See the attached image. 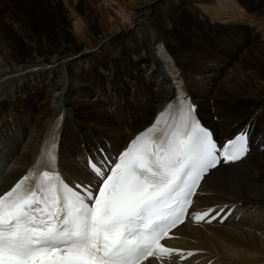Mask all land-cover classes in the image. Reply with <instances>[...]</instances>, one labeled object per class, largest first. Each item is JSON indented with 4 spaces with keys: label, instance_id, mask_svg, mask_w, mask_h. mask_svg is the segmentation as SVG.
I'll return each mask as SVG.
<instances>
[{
    "label": "bare ground",
    "instance_id": "obj_1",
    "mask_svg": "<svg viewBox=\"0 0 264 264\" xmlns=\"http://www.w3.org/2000/svg\"><path fill=\"white\" fill-rule=\"evenodd\" d=\"M77 1H66L68 9H64L67 13L65 15L61 11V7H64L61 0H0V158L6 163L5 167L11 168L6 175L4 172L1 175L6 187L26 172L35 161L59 111L63 110L66 114L60 137L61 166L68 173L76 175L80 172L77 164H82L80 157L85 146L110 138V149L119 151L128 139L152 120L173 91V83L165 67L157 60L153 64H160L163 74L159 72L150 77L152 72L149 70L148 73L141 74L143 79L134 75L137 83L136 92L132 96L128 91L127 81L126 86L116 87L120 95L117 102L103 97L101 94L106 95L108 89L102 87L100 101H105L104 113L100 114L98 108L95 114L90 115L89 104L85 103L84 98L81 104H77V101L75 103L73 99L78 100L76 95L70 98L73 106L68 105V94L75 92L72 86L80 83L77 75L86 73L91 65L82 63L80 68H75L76 60L72 62L69 59L74 52V44L72 39L66 36L65 25L71 17L75 19L77 30L83 28V33H98L93 24L97 10L88 6V3L93 5L98 1ZM153 1L103 0L107 3L98 7V11H105V14L109 15V21L101 19L106 26L113 27L112 32L103 39L108 36L114 37L115 40L124 39L128 45V40L134 38V30L125 31L120 28L124 27L126 22H134V29L139 31V37H143L145 41L158 36L168 51L169 44L176 43L174 49L182 56L192 54L199 57L200 53L190 47L184 36H177L172 32L168 15L154 12ZM244 1L252 7L264 6V0ZM218 4L219 8H223L232 7L237 3L234 0H219ZM116 6L121 7V10H117ZM109 10H115L118 17L113 19ZM185 15L192 23L197 21L201 24V18L193 12L187 11ZM82 20L88 27H83ZM154 20L160 27L150 26ZM180 28L177 27L182 30ZM187 28L197 29L185 27L183 30ZM250 39L252 45L247 44L237 53L229 52L237 60L229 62L231 67L227 71H223L221 67L225 65V60L218 58L208 66V73L194 76L196 71H203V67L194 65L193 61H190L191 65L180 58L181 55L174 57L170 52L174 59L177 57L176 63L182 69L187 86L196 100V114L213 127L217 137L229 136L246 122H251L250 154L240 161L219 166L212 171L206 177L205 184L208 185L206 190L214 194L205 201L198 198L196 202L200 207L229 204L223 207L227 218L221 222L223 216H220L216 219V224L207 226L186 222L178 229V233L182 235L178 245L202 249L189 258L192 261L200 257L201 261L197 264H264V150H254L252 146L253 135L260 138L264 131V102L256 99L259 96L257 88L264 90V46L257 38ZM48 41L58 44V53L55 56L44 55L34 59L28 56ZM106 51L111 53L108 47ZM207 51L210 54L203 57L212 58L213 48ZM111 58L117 59L113 53ZM229 59H232V56ZM142 60L146 61L144 58ZM134 61H139V58ZM127 64L131 69L130 61ZM143 64L144 62H141L139 65ZM110 69L115 75L116 69L112 66ZM245 69H248L249 73ZM93 82V85L99 86L97 79ZM41 85L45 86L44 90L38 89ZM82 90L84 91L83 87ZM232 94H239L240 97H232ZM140 98L142 101L139 103ZM145 102L148 103L149 109L147 104L142 106ZM79 110L82 111L83 117H90L101 127L77 119L75 114ZM129 114L134 124L126 129L125 124L121 127L117 120L123 122ZM100 116L103 119L100 120ZM256 137L254 136L255 140ZM238 213H242V216L236 220L234 218ZM181 254L184 255V252ZM165 258L170 264H179V257ZM152 263L163 264L160 261L147 264Z\"/></svg>",
    "mask_w": 264,
    "mask_h": 264
},
{
    "label": "snow or ice",
    "instance_id": "obj_2",
    "mask_svg": "<svg viewBox=\"0 0 264 264\" xmlns=\"http://www.w3.org/2000/svg\"><path fill=\"white\" fill-rule=\"evenodd\" d=\"M173 108L176 115L163 120ZM62 119L58 113L33 167L0 196V264H143L171 256L177 250L161 241L186 215L211 223L224 211L188 212L201 180L249 152L247 126L218 146L184 97L117 157L99 165L89 157L96 183L74 188L57 165Z\"/></svg>",
    "mask_w": 264,
    "mask_h": 264
},
{
    "label": "rangeland",
    "instance_id": "obj_3",
    "mask_svg": "<svg viewBox=\"0 0 264 264\" xmlns=\"http://www.w3.org/2000/svg\"><path fill=\"white\" fill-rule=\"evenodd\" d=\"M61 1L64 5V7H61V11L65 15H67V13L64 11V9H66V10L68 9L66 4L69 0H61ZM97 1L98 2H94L93 5H89V3H88V6L93 7L97 10L95 12L96 20L94 19L93 24H94V26H96L95 28H96L98 33H95V34H93V33L90 34L89 32L83 33V28L80 31L77 30L75 27V19H72L71 17H69V20L67 21V23L65 25L66 30H67L66 36L71 38L72 39L71 42H72V44H74V50H73L74 52L72 53V57H69V59L72 62L74 60H76L74 62L75 68H80L82 66V63H85V64L90 63V65H91L90 68L87 69L86 73L77 75L80 78V83L75 85V86H72V88L75 89V92H71L70 94H68V97L66 99V103H68V105L73 106V104L70 103V98L73 95H76L78 97V100L73 99L75 101V103L77 101V104H81V102L84 98L86 100L85 103L87 105L89 104V106L91 108L90 115L95 114V112L98 108L100 110V114L105 112L103 110L104 105H105L104 104L105 101H100L101 95H97V94L102 92V87H103V89L106 90L107 87H106V85H103V83L105 81V84H106V81L113 76V73L110 69V66H112L116 69V74L114 75L116 78L117 75L120 73V71L124 70V67L121 64L120 60L127 59V58H122V57H124L126 51H127V54H128V51H131V54L133 55L132 58H134L137 56L134 54V50L143 48L144 44H146V41L148 43L150 40H152V39H148L145 41V39L143 37H139V31H137L133 27L134 22H132V23L126 22L127 24H125L124 27L120 28V29L125 30V31L134 30V35H132V37H134V38H133V40H128V45L126 44L124 39L115 40L114 37H109V36L106 39H103L105 35H108L110 32H112L113 27H109V25L106 26L102 20L104 18V21H109L110 20L109 15L105 14V11H103V12L98 11L99 10L98 7L102 6L103 3H107V2H103V0H97ZM191 1H188V0H154L153 3L155 4V7H156V8L154 7V12L158 11L159 13L167 14L168 15L167 17L169 18V20L171 22L170 25L172 27V32H174L177 36H184L187 39L190 47L194 50L197 49L198 42L195 39H192L191 44H190L189 35L194 36V37H198L199 39H202V38L204 39V36L206 33H205V30L203 29V27L201 25L203 23L202 20H201V24L199 22L197 23V21L194 24L186 17L185 14L187 11H191L195 14V11L193 10L192 7H196L198 9L202 10L210 18L220 17L221 20H223L227 24H230V22L240 23V24H251V25L255 24L256 25L255 27H257V28L259 25H262V24L264 25V12H262V11H256V12L250 13L246 17V19H242V17H240V15L238 13H235L234 15H232L230 13V11L228 10V8H231V10H233V8H236V5H233L232 7L223 6V8H219L220 7L218 4L219 0H198V1L191 0ZM72 2L74 3V0H72ZM118 2H120V1H118ZM116 9L121 10V7L116 6ZM109 11H110V16L113 19L118 17V15H117L118 13H116L115 10H109ZM155 22L156 21L154 20L153 23L150 24V26L157 27L159 25V23H157V22L155 23ZM82 25H83V27H88V26H86V23L84 22V20H82ZM176 26L181 27L180 29H182V30L177 29ZM158 27H160V25ZM185 27H196L197 29L192 30L190 28H187V29L183 30ZM233 28L238 29L239 27H233ZM248 28L249 27H246L245 31H247ZM140 29L144 30V28H142V27H140ZM157 32H159V31H157ZM219 32L224 33L225 31L223 29H220ZM152 38H155V37H152ZM250 40H249L248 45L253 44V43L251 44ZM258 41L260 42V44L262 46H264V37H260V39H258ZM169 45H170V47H168L170 49L169 52H171L174 55V57L175 56L178 57V55H181L180 53L176 52V49H174V47L176 46V43H172ZM106 47L110 48V52L113 53V55H115V57H117V59L111 58L110 61L108 60L107 57L110 54H109V51H106ZM122 49H124L123 52H122ZM143 49H145V48H143ZM35 50L31 53V55H28V56L32 57L33 59L36 57L44 56V55H47L49 57L55 56L58 53V44L53 43L52 41H48L47 43L44 44L43 47L37 48ZM102 51L104 53L101 54ZM263 51H264V47H263ZM196 52L200 53L198 51H196ZM143 58L146 59V61L142 60ZM143 58H139V61H137V62L134 60L130 61L129 65L131 67V70L134 72L133 75L137 76L138 78L143 79L141 74H144V73L146 74L149 72V70L152 72L150 74V77L158 74L159 72H161L163 74L164 71H163V68L161 67L160 64L154 65L153 63H148V61H150V62L157 61V59L154 57V50L153 49L149 50L148 55L146 57L143 56ZM180 58L184 59L188 63H190V61H193L194 65H197V66H200V65H198L196 63H201L202 59L209 62V60H207L205 57H203L202 54H200L199 57H195L192 54H184L183 56L181 55ZM140 60H142V61H140ZM229 60L230 61L233 60L236 62L237 59H236V57L232 56V59H229ZM141 62H144V64L139 65ZM204 62H203V64H204ZM210 64H213V62H209L208 66ZM224 64L225 65H221V67L223 68L222 70L223 71L229 70L231 67L230 64H228L226 62ZM200 67H202V66H200ZM207 71H208V69L205 67V68H203V71H196L194 76H196L200 73H208L209 71L208 72ZM245 71L248 72V69H245ZM95 79H97L99 81V86L93 85L94 84L93 81ZM153 83H156V82H153ZM82 87H83L84 91L82 90ZM38 89L44 90L45 86L44 85L38 86ZM98 89H100V91H98ZM257 89H258L257 94L259 96L256 97V99L260 102H264V90L262 88H257ZM228 94H230V93H228ZM232 97H240V95L239 94H232ZM141 101H142V98H140L139 103ZM97 104H99V105H97ZM144 104H147L148 109H149L148 103H146V102L142 103V106ZM37 105L39 106L38 103H37ZM40 106H41V104H40ZM81 114H82V111H80V110L77 111V113L75 114L77 119L89 121L90 124H92V125L100 126L98 123L94 122L90 117H83ZM109 116H111L110 113H109ZM127 116H129V115H126V117ZM101 119H103V118L100 116V120ZM129 120H132V119L129 118L128 121ZM216 120H218V119H216ZM117 123L121 126L122 121L117 120ZM133 124H134V122H133ZM240 124H242V122ZM4 164H6V163H4Z\"/></svg>",
    "mask_w": 264,
    "mask_h": 264
},
{
    "label": "flooded vegetation",
    "instance_id": "obj_4",
    "mask_svg": "<svg viewBox=\"0 0 264 264\" xmlns=\"http://www.w3.org/2000/svg\"><path fill=\"white\" fill-rule=\"evenodd\" d=\"M166 41V40H165ZM167 43V42H166ZM168 44V43H167Z\"/></svg>",
    "mask_w": 264,
    "mask_h": 264
}]
</instances>
